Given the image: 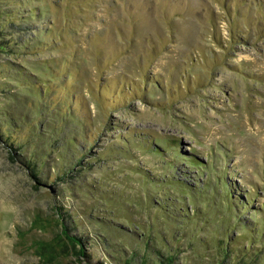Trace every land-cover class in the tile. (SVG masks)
Returning <instances> with one entry per match:
<instances>
[{
    "label": "rangeland",
    "instance_id": "1",
    "mask_svg": "<svg viewBox=\"0 0 264 264\" xmlns=\"http://www.w3.org/2000/svg\"><path fill=\"white\" fill-rule=\"evenodd\" d=\"M0 264H264V0H0Z\"/></svg>",
    "mask_w": 264,
    "mask_h": 264
},
{
    "label": "trees",
    "instance_id": "2",
    "mask_svg": "<svg viewBox=\"0 0 264 264\" xmlns=\"http://www.w3.org/2000/svg\"><path fill=\"white\" fill-rule=\"evenodd\" d=\"M71 242L73 243V245H74V247H75V244H74L75 241H74V240H71Z\"/></svg>",
    "mask_w": 264,
    "mask_h": 264
}]
</instances>
